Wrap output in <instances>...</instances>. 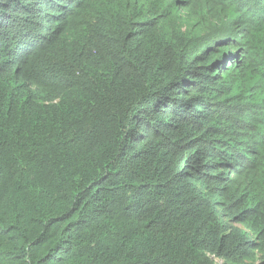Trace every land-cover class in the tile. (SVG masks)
<instances>
[{
	"label": "trees",
	"instance_id": "obj_1",
	"mask_svg": "<svg viewBox=\"0 0 264 264\" xmlns=\"http://www.w3.org/2000/svg\"><path fill=\"white\" fill-rule=\"evenodd\" d=\"M0 264H264V0H0Z\"/></svg>",
	"mask_w": 264,
	"mask_h": 264
},
{
	"label": "rangeland",
	"instance_id": "obj_2",
	"mask_svg": "<svg viewBox=\"0 0 264 264\" xmlns=\"http://www.w3.org/2000/svg\"><path fill=\"white\" fill-rule=\"evenodd\" d=\"M217 262H219V261H217Z\"/></svg>",
	"mask_w": 264,
	"mask_h": 264
}]
</instances>
